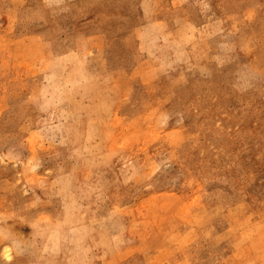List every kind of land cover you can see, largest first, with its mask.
<instances>
[{"label":"rangeland","instance_id":"1","mask_svg":"<svg viewBox=\"0 0 264 264\" xmlns=\"http://www.w3.org/2000/svg\"><path fill=\"white\" fill-rule=\"evenodd\" d=\"M0 264H264V0H0Z\"/></svg>","mask_w":264,"mask_h":264}]
</instances>
